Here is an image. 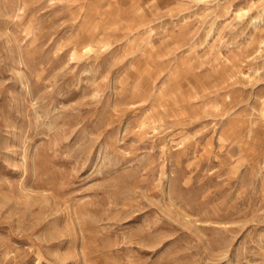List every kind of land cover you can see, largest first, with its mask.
<instances>
[{
    "label": "rangeland",
    "instance_id": "rangeland-1",
    "mask_svg": "<svg viewBox=\"0 0 264 264\" xmlns=\"http://www.w3.org/2000/svg\"><path fill=\"white\" fill-rule=\"evenodd\" d=\"M0 264H264V0H0Z\"/></svg>",
    "mask_w": 264,
    "mask_h": 264
},
{
    "label": "bare ground",
    "instance_id": "bare-ground-1",
    "mask_svg": "<svg viewBox=\"0 0 264 264\" xmlns=\"http://www.w3.org/2000/svg\"><path fill=\"white\" fill-rule=\"evenodd\" d=\"M228 131H229V132H231L232 130H231V129H229ZM229 132H228V133H229ZM223 136H224V135H223ZM224 137H225V136H224ZM225 140H226V139H225Z\"/></svg>",
    "mask_w": 264,
    "mask_h": 264
}]
</instances>
